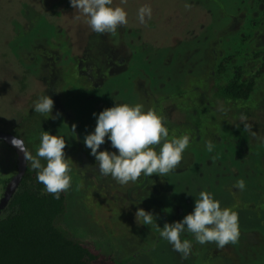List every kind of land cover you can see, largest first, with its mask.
<instances>
[{
	"label": "rangeland",
	"instance_id": "obj_1",
	"mask_svg": "<svg viewBox=\"0 0 264 264\" xmlns=\"http://www.w3.org/2000/svg\"><path fill=\"white\" fill-rule=\"evenodd\" d=\"M144 5L152 14L141 24ZM109 6L127 13L115 35L94 32L70 0H0V129L14 132L38 118L65 140L71 186L59 225L73 239H91L117 264H264V76L245 102L216 96L233 67L243 66L248 78L259 66L251 56L264 51V6L257 0H112ZM230 55L217 77L218 63ZM42 95L54 101L56 120L34 110ZM116 102L154 109L169 138L190 135L174 172L141 174L124 185L100 174L83 141L95 129L93 113ZM27 134L21 137L28 153L46 166L36 156L39 139ZM104 150L117 151L107 137L98 149ZM16 164L15 152L0 142V180L11 178ZM241 179L243 191L234 187ZM3 190L0 183V197ZM201 191L238 214L239 240L222 249L201 245L185 228L181 239L191 241L185 259L156 224L182 220ZM137 208L153 213L155 222L136 219Z\"/></svg>",
	"mask_w": 264,
	"mask_h": 264
},
{
	"label": "clouds",
	"instance_id": "obj_2",
	"mask_svg": "<svg viewBox=\"0 0 264 264\" xmlns=\"http://www.w3.org/2000/svg\"><path fill=\"white\" fill-rule=\"evenodd\" d=\"M71 7L88 17L91 29L99 34H116L120 25L127 23V13L121 7H110L112 0H70ZM190 7V5H185ZM150 6L144 5L138 9L137 18L141 24L146 23V17L151 18ZM79 19V16L75 17ZM54 101L48 95H42L34 102V110L46 114L47 118L56 120L61 115H51ZM96 117V126L92 133L85 135L84 145L95 157L101 175H111L121 185L136 182L141 174L151 177L153 174L167 176L174 172L181 160L182 153L190 142L189 134L177 136L175 133L169 138V130L164 126V118L154 109L144 110L137 104L115 103L113 107L105 108ZM245 119V118H242ZM76 125H72L75 132ZM245 130L251 125L245 124ZM105 137L111 142L116 152L98 151L105 143ZM10 143L22 152L25 161H31V166L37 171V180L45 186L48 193L59 199L61 192L71 186L70 167L66 160L64 149L66 142L63 138L51 135L47 131L41 133V142L36 156L46 160L42 166L40 159L33 157L23 147V141L12 137ZM159 146V152L155 147ZM207 151L214 148L212 141L206 142ZM118 153V154H117ZM245 181L238 180L235 188L243 191ZM135 218H142L144 225L155 222L156 217L151 212L137 208ZM238 214L229 208H221L219 201L214 200L212 194L201 191L195 199L194 210L185 215L182 220L165 223L160 228L156 223L160 236L167 240L173 249L187 259L190 255L191 241L181 239L185 231L192 233L201 245L215 242L218 248L228 244H236L239 240Z\"/></svg>",
	"mask_w": 264,
	"mask_h": 264
},
{
	"label": "trees",
	"instance_id": "obj_3",
	"mask_svg": "<svg viewBox=\"0 0 264 264\" xmlns=\"http://www.w3.org/2000/svg\"><path fill=\"white\" fill-rule=\"evenodd\" d=\"M257 1L264 6V0ZM234 58L235 55H230L220 60L217 77L225 74ZM251 60L260 62L256 71L246 78L243 66L233 67L224 85L216 87L217 97L243 102L250 98L257 81L264 76V51L255 52ZM23 124L13 133L22 139L21 135L28 132L32 139L37 137L41 142V133L47 131L46 123L30 118ZM24 144L28 152V144ZM36 177L37 171L28 164L16 193L0 217V264H117L112 256L99 253L91 239H73L59 225L67 212L66 191L57 199ZM8 180H0L3 189Z\"/></svg>",
	"mask_w": 264,
	"mask_h": 264
},
{
	"label": "water",
	"instance_id": "obj_4",
	"mask_svg": "<svg viewBox=\"0 0 264 264\" xmlns=\"http://www.w3.org/2000/svg\"><path fill=\"white\" fill-rule=\"evenodd\" d=\"M12 137H16L17 139L23 141L20 137L16 136L13 132L4 131L0 129V142L4 143L5 145L10 147L15 152L16 162H17L16 172L11 178H9V180L5 184L3 193L0 197V217L5 211V209L7 208L14 194L16 193L19 187V184L22 178L24 177L26 170L28 168V161H25L22 152L19 151L17 147L13 146L10 143V139ZM23 147L26 149L24 141H23Z\"/></svg>",
	"mask_w": 264,
	"mask_h": 264
}]
</instances>
